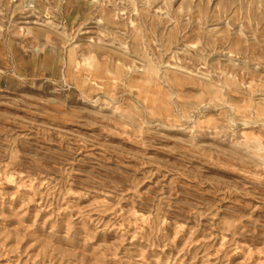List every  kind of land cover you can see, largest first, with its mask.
I'll return each mask as SVG.
<instances>
[{
	"label": "rangeland",
	"instance_id": "1",
	"mask_svg": "<svg viewBox=\"0 0 264 264\" xmlns=\"http://www.w3.org/2000/svg\"><path fill=\"white\" fill-rule=\"evenodd\" d=\"M0 264H264V0H0Z\"/></svg>",
	"mask_w": 264,
	"mask_h": 264
},
{
	"label": "bare ground",
	"instance_id": "2",
	"mask_svg": "<svg viewBox=\"0 0 264 264\" xmlns=\"http://www.w3.org/2000/svg\"><path fill=\"white\" fill-rule=\"evenodd\" d=\"M113 23V22H112ZM113 24H115V23H113Z\"/></svg>",
	"mask_w": 264,
	"mask_h": 264
}]
</instances>
